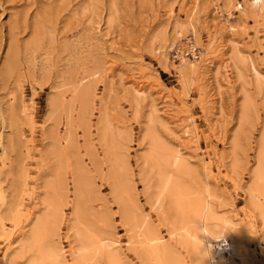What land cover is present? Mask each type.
Masks as SVG:
<instances>
[{
	"label": "rangeland",
	"instance_id": "374dc122",
	"mask_svg": "<svg viewBox=\"0 0 264 264\" xmlns=\"http://www.w3.org/2000/svg\"><path fill=\"white\" fill-rule=\"evenodd\" d=\"M249 1L0 0V264H30L36 254L35 248H28V240L46 210V183L58 166L49 152L53 141L49 131L58 127L62 134L66 123L63 111L61 125L54 124L50 99L64 94L70 101L73 80L83 78L91 83L94 96L91 128L79 121L74 124L78 152L92 187L81 203L85 223L113 244L109 248L118 253L120 263L152 264L139 255L113 195L111 164L96 127L104 112L114 135L119 134L116 139L125 146L144 213L183 264H193L190 247L171 235L167 201L153 207L155 173L143 157L149 149L144 130L155 101L157 132L190 163L184 174L187 183L198 190L209 186L218 217L236 227L232 238L239 256L249 264H264V221L250 201L264 122L263 93L257 91L249 68L251 63L264 80V10L251 14ZM238 2L246 7L244 15L233 8ZM231 26L236 29L230 31ZM179 31L182 38H177ZM213 37V48H219L206 54ZM190 41L199 44L194 55L186 52ZM11 60L15 68L8 77ZM133 71L144 79L138 80ZM142 81L149 93L138 105L129 90ZM246 95L254 97L259 113H250L249 120L242 122ZM184 128L194 141L185 137ZM69 165L70 161L65 175L69 191L56 241L63 254L58 262L78 264ZM261 203L264 210V197ZM100 258L91 263L107 264Z\"/></svg>",
	"mask_w": 264,
	"mask_h": 264
},
{
	"label": "bare ground",
	"instance_id": "6f19581e",
	"mask_svg": "<svg viewBox=\"0 0 264 264\" xmlns=\"http://www.w3.org/2000/svg\"><path fill=\"white\" fill-rule=\"evenodd\" d=\"M247 6L250 8L251 14L260 15L264 10V0H259V4L256 7H253V0H251L247 3ZM233 8L237 10L240 15H244L246 13V7L242 3H235L233 5ZM228 14L231 17L233 16V14L230 12ZM235 29V26H231V28H229L230 31H234ZM182 37L183 36L181 31H179L177 38ZM215 42L216 37H213L205 48L204 52L206 54H213L216 52L219 46L217 45L216 49H214L213 47H215ZM188 43H190V45L187 48L186 52L189 51L193 53L197 49L199 44L197 42L191 41ZM165 59H167V57ZM13 68H15V66L14 62H12L11 60L9 61L7 68L8 77L11 76ZM218 68L220 67L218 66ZM225 68L227 69L228 66H225ZM249 68H251L254 73V83L256 84L255 86L257 91L259 93H263L262 104L264 108V80L260 77L257 70L251 63ZM180 69H183V65ZM193 70L195 71V69ZM194 71H192V73H194ZM133 72H135L134 76L138 80L144 79V77H142L139 72ZM183 74L184 73H182L181 75ZM73 81L74 82H72V87L74 88V94L70 101H65L64 94L50 99V106L52 107L51 112L53 116L52 118L55 121L54 124H56L57 126L61 125L60 123L62 121L61 118L63 111H65L66 113V120L64 119L66 123L64 127L65 129L63 130L62 134H60L58 127L55 129L52 128L53 130L51 131V133L49 131V134L51 135L50 137H52L53 140L49 152L51 153L53 158L57 160L58 166L53 173V178H49L50 180L46 183L47 185L45 192L47 191V197L45 196L46 198L44 201L46 205V210L44 214L40 215L41 217L36 220L34 227L31 231L30 239L28 240V248L36 249V254L34 258L31 262H29L30 264H61V262L58 261L61 260L60 258H63V254L61 247L56 241V238L60 235V227L63 221L64 213L63 205L64 202L67 201L69 191L68 183L65 180V175L68 169V161H70L71 165L69 166L71 167L70 171L72 175V182L74 187L73 191L75 197L73 212L75 215V219L71 225V229L72 231H75V236L79 243V246L77 247V250L74 253V259L78 264H90L94 260L101 257L99 260L105 258L107 264H121L118 258V253L114 251V249L109 248L113 244H108L106 240L102 238L103 235L101 236L98 230L95 231L91 229L85 223L86 210L83 207L81 200L86 196L88 192H90L92 187L90 182L87 180V170L84 165V161H82L78 152V138L74 130V124L75 121H79L80 124L83 123V125H85L87 128H91L90 122L91 116L93 114L92 103L94 94L93 87L90 82H87L86 78L80 79L79 81H77V79H74ZM136 85L129 91L132 93L131 95L134 97L136 103L140 105L146 100L147 94L149 93L147 92V90H149V87H147L146 84L144 85L143 81L142 83L138 82V85ZM188 87L189 88L187 93L191 92V86L188 85ZM165 99L164 102H167V98ZM154 102L155 101H152L151 104L152 114L149 118H147L148 125L146 124V132L144 130L145 138L149 142V149L147 148L148 151L147 153L145 151L146 154L143 157L144 164L149 167V170L151 172L155 173V192L152 195L153 207H162L164 201H167L168 210L170 212L171 221L173 224V230L171 232V235H176L178 237L176 238L179 239V241L183 245H185L186 247H190L192 262L194 260L198 264L199 258L193 257L194 245L196 241L201 239L203 242L204 249L209 252V256L207 259L204 260L203 264H249L248 260L245 259V257L243 258L242 255L239 256V253L241 252L237 243L232 238V233L237 232L236 227L230 225L233 223H231L229 219H226L228 221H225L223 224L222 222L225 220V218H222V221V219L218 217L219 215L211 202L213 193L211 192L209 186H205L206 188L204 190H198L196 187H194L190 183H187V181L185 180L184 174L189 171L190 163L187 159H185V157H183L179 149L176 150L177 148L173 149V146H169L171 144L166 143V141L157 132L156 123L159 121V117L157 114L158 110ZM165 106L171 111L169 105ZM241 107L242 111L240 114V120L242 122H246L249 120L250 113H259L257 104L252 95H246V100L244 101V104ZM137 113L139 114V110ZM106 114L108 115V113L104 112L100 113L99 115V118L96 123L97 133L101 145H103L105 148L104 156L107 158V160H109V163L111 164L108 170V176L112 179L111 181L113 195L115 196V200H117L119 206L122 208L121 212L125 221V227H127L128 230L134 234L135 242H133L137 245L139 255L144 258L143 260H147L149 261V263L152 262V264H183V261L180 259V257L176 255V253L172 251V249L167 245V243L152 225L149 217L144 213L141 202L142 197L137 192V187L134 184V180L132 178L133 172L131 173V167L128 166L127 162L128 158L126 159V152L124 153L125 146L122 147L120 142H118L117 140L118 138L116 139V137H119V134L118 136L114 135V128L112 129L113 126L110 123L111 121L109 122V118H107ZM182 124L183 123H179V125ZM241 124L243 125V123ZM175 125L177 126L178 124ZM116 130L117 129H115V131ZM116 132L118 133V130ZM184 133L185 137H190L192 140L194 139V136L188 129H185ZM130 135L132 137V134ZM91 146L93 145L91 144ZM235 146L237 145L235 144ZM190 173L191 172H189V174ZM145 194L149 196L150 191L146 190ZM263 197L264 122L259 138L258 150L256 155V166L253 169V178L250 189V201L254 206L259 209L262 219L264 221V210L261 203V199ZM206 208L211 209L212 215L210 223L214 225L218 231L223 232V236L220 239H214L212 237L204 235L203 233L197 234L194 231L189 230V228L185 224V221L188 218L199 215ZM198 227L203 229V223L198 222ZM148 238H152L153 243L157 246L163 245L162 258L158 256L155 251L149 253V251L145 249L144 243ZM131 240H129V242ZM28 250L26 249V251Z\"/></svg>",
	"mask_w": 264,
	"mask_h": 264
},
{
	"label": "clouds",
	"instance_id": "9594fccd",
	"mask_svg": "<svg viewBox=\"0 0 264 264\" xmlns=\"http://www.w3.org/2000/svg\"><path fill=\"white\" fill-rule=\"evenodd\" d=\"M259 4V0H253V7H256ZM211 209L206 208L203 210L202 213L195 217L188 218L185 221V224L189 228V230L194 231L197 234H204L206 236L212 237L214 239H220L223 236V232L218 231L214 225L210 223L211 220ZM198 222L203 223L204 228L201 229L198 227ZM145 249L149 251V253L156 252L158 256L162 258V248L163 245H155L153 243L152 238H148L144 243ZM209 256V252L204 249L202 240L196 241L194 245V254L193 257H198L199 261L198 264H203L204 260L207 259ZM193 264H197L193 260Z\"/></svg>",
	"mask_w": 264,
	"mask_h": 264
}]
</instances>
